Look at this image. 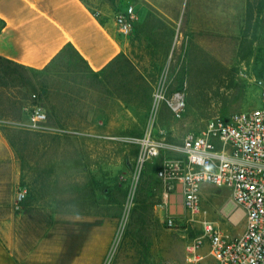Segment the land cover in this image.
Listing matches in <instances>:
<instances>
[{"label":"rangeland","instance_id":"rangeland-1","mask_svg":"<svg viewBox=\"0 0 264 264\" xmlns=\"http://www.w3.org/2000/svg\"><path fill=\"white\" fill-rule=\"evenodd\" d=\"M85 1L103 17L139 0ZM250 1L242 0V39L225 46L226 54L244 60L224 63L216 59V44L202 45L201 38L187 36L190 13H171L178 24L174 30L168 14L148 5L135 27L153 36V44L146 51L131 44L126 54L140 74L156 77L152 90L142 84L146 92L139 96L111 94L108 69L97 76L73 62L60 74L57 68L33 74L0 63V264H186V246L201 234L203 221L230 236L244 227L230 189L210 185L200 212L185 210L178 215L182 223L169 229L161 180L144 177L143 170L155 165L158 172L166 160L185 161L180 147L188 131L261 107L249 76ZM136 28L127 36L131 41ZM21 77L29 81L19 84ZM29 83L34 84L31 94L25 90ZM159 89L165 97L184 92L182 118H175L164 101L156 102ZM248 97L252 100L245 102ZM34 105L47 113L49 130L26 127ZM148 136L158 152L141 162ZM19 187L26 198L15 208ZM160 199L162 205H151ZM141 200L150 205L144 222L131 215ZM8 202H13L10 214Z\"/></svg>","mask_w":264,"mask_h":264},{"label":"built area","instance_id":"built-area-1","mask_svg":"<svg viewBox=\"0 0 264 264\" xmlns=\"http://www.w3.org/2000/svg\"><path fill=\"white\" fill-rule=\"evenodd\" d=\"M139 20L134 3L126 4L115 15V24L124 36L131 34ZM255 83L261 107L217 117L201 131H188L180 147L185 161L166 160L157 172L164 182L165 196L175 189L176 182L182 183L184 208L193 215L201 210L203 184L228 187L235 205L244 212L245 230L235 236L226 235L214 222L203 221L201 234L186 246L189 264H204L207 257L215 264H264V79ZM155 98L156 102L164 101L175 118L184 115V92L165 97L159 89ZM27 114L28 129H50L48 115L40 105L32 106ZM142 145L141 162L157 155L159 145L150 136ZM25 198L26 190L19 187L14 207L19 208ZM181 223L179 216L165 217L169 229Z\"/></svg>","mask_w":264,"mask_h":264},{"label":"crops","instance_id":"crops-1","mask_svg":"<svg viewBox=\"0 0 264 264\" xmlns=\"http://www.w3.org/2000/svg\"><path fill=\"white\" fill-rule=\"evenodd\" d=\"M181 1H184V5H181ZM134 4L139 17H142L148 5L168 14L172 20L169 25L174 30H177L178 24L175 25L176 18L171 13H190L188 37L201 38L202 45L216 44V59L222 63L244 60L242 56H234V53L230 56L225 51L226 44H235L243 37L242 0H139ZM249 9L247 38L249 60L252 62L249 76L255 80L264 79V0L250 1ZM116 13L109 10L108 16L102 17L99 12H93L85 0H0V58L42 70L65 46L72 45L90 70L98 73L118 55L130 51L131 37L120 34L115 24ZM33 86V83H29L25 90L31 94ZM251 100L248 97L245 102ZM161 184L165 211L175 216L182 215L185 212L182 183L176 182L175 189L167 196L162 180ZM209 189L210 184H203L201 199ZM231 199L235 205L232 195ZM12 204L8 202L11 206L8 208L9 214ZM236 207L244 216L243 210ZM245 227L246 223L235 235L243 233ZM185 261L189 264L187 254ZM203 263L215 264V261L207 257Z\"/></svg>","mask_w":264,"mask_h":264},{"label":"trees","instance_id":"trees-1","mask_svg":"<svg viewBox=\"0 0 264 264\" xmlns=\"http://www.w3.org/2000/svg\"><path fill=\"white\" fill-rule=\"evenodd\" d=\"M133 3V2H132ZM137 25V24H136ZM134 25L133 29L136 28ZM143 28V27H142ZM141 28V29H142ZM141 29H137V34L136 36L133 38V40L131 41L132 47L138 48L142 51H146L148 50L151 45L153 44V36H149V35H144ZM144 42H146L147 44H144ZM144 44V45H143ZM142 47L145 49H142ZM8 62L10 64H14L17 65L18 67L25 69V70H29L31 71L33 74L36 73H48L49 71H52V69L57 68L58 70L54 71L57 72V74H60L61 72H63V68H65L68 65L73 64V62H78V63H82L85 66V70L86 71H91L90 68L88 67V65L86 64V62L83 60V58L79 55V53L77 52V50L72 46V45H67L65 46L59 53L58 55L54 58V60L44 69L42 70H35V69H31V68H27L24 67L20 64L14 63L12 61L9 60H5L0 58V63L2 62ZM108 69V87H109V91L112 94H116L117 96H132L137 94L138 96L140 94H142V92H146V90L143 88L142 89V84L144 82H147V84H149L148 88L150 90H152L153 87V83L156 81V77L155 76H150V77H146L143 74H140L138 72V69L136 68V66L134 65V63L131 61V59L124 53L118 55L114 60H112L108 66L98 72L95 73V75H99V74H104L106 72V70ZM159 70L162 69V66H160L158 68ZM125 70H127V75L125 74ZM17 82H19V84H24L27 81H29V78H17L16 79ZM114 90V91H113ZM112 91V92H111ZM40 94L43 95V93L40 92ZM148 90H147V94L146 97L148 98ZM26 100V98H23L22 101ZM145 107V110L148 109L149 107V103L147 104H143ZM23 107V105H22ZM155 175H157V166L155 165H146V168L143 170V176L148 177L149 179H152V177L154 178ZM163 200L160 199L158 202H152L151 205L154 206H159L162 205ZM147 202H145V200H141V201H136L134 203V206L132 208V212L131 215L135 216L137 215L138 218L140 219V221L144 222L146 217H148L147 215V208L150 206L149 204H146Z\"/></svg>","mask_w":264,"mask_h":264},{"label":"bare ground","instance_id":"bare-ground-1","mask_svg":"<svg viewBox=\"0 0 264 264\" xmlns=\"http://www.w3.org/2000/svg\"><path fill=\"white\" fill-rule=\"evenodd\" d=\"M239 214V213H238ZM242 214V213H241Z\"/></svg>","mask_w":264,"mask_h":264}]
</instances>
